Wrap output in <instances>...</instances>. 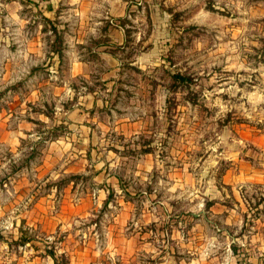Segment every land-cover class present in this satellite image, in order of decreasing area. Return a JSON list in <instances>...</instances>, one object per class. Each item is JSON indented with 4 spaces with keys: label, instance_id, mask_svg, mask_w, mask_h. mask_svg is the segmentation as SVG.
Masks as SVG:
<instances>
[{
    "label": "rangeland",
    "instance_id": "374dc122",
    "mask_svg": "<svg viewBox=\"0 0 264 264\" xmlns=\"http://www.w3.org/2000/svg\"><path fill=\"white\" fill-rule=\"evenodd\" d=\"M0 4V264H237L233 246L264 264V0ZM47 20L65 30L55 65ZM107 26L113 61L91 52Z\"/></svg>",
    "mask_w": 264,
    "mask_h": 264
},
{
    "label": "crops",
    "instance_id": "0c3cea01",
    "mask_svg": "<svg viewBox=\"0 0 264 264\" xmlns=\"http://www.w3.org/2000/svg\"><path fill=\"white\" fill-rule=\"evenodd\" d=\"M3 4H5V3H3ZM114 27L115 28H113L112 26H107V29H105V31L107 30L108 32H110L107 35L108 37H110V40H103L101 42L99 41L98 45H95V47L91 50L92 53L93 52L95 53L96 57L98 56V58H100V59H107L106 57H109L108 58L109 60H111V61L114 60L116 54L112 53L110 51V49L114 50V48H113L114 46L119 47V45H121V42H118L117 40H111V39H112V37H117L118 33H119L118 30L122 29L119 26H114ZM115 42H116V44H115ZM28 45H30V43ZM76 45H77L76 50H79V48H80L81 51L79 50V52L78 51L76 52V56H78L77 57L78 59H76V66H74L75 67L74 70L76 71V72H74V76H76V77H78V76L88 77L89 68H90L92 61L90 60V58H86V56L84 54L82 55V53H81V52H84L85 50H88V48H87L86 43L84 41H78L77 40ZM81 45H85V46H81ZM51 55L53 56L52 61L54 60V63H53L54 65L57 63H60V61L62 60V58L59 59L57 56L53 55V53H51ZM87 55H89V53ZM55 58H56V61L58 60L57 62H55ZM83 93L85 94L86 99H88L87 97L89 95L91 100L90 101L88 100L86 104L76 102V108H75L76 110H74L72 115H70L71 118H69V121H68V123L66 122V124H68L69 129L73 128V127L77 128V129L78 128L87 129L88 131L87 132L84 131V134L82 132H80V130H79L81 135L78 137V139L76 141L78 143H85V141H88L87 143H90V135H91L90 133L93 131L91 129L92 126L90 124H87L88 121L84 122L83 119L81 118V115L83 113L85 114L86 112L90 111L94 107V97L92 95H95V92L92 90L88 91V89H87V91H85ZM72 95H75V94L72 93ZM80 98H82V97H79L78 99L76 98V101L80 100ZM73 100H74V98L72 99V101ZM0 125H2L1 121H0ZM53 129L54 128H52L51 131L48 130L47 133H50V132L52 133ZM74 138H76L75 135H74ZM65 139H66L65 137H62L60 135L58 137H55L53 140H50L49 144H46L43 147L44 148L42 150L43 153H45V156H47V154H49V157L52 158V160H50L51 162L52 161L58 162L59 160H61L64 157L66 152L69 150V148L65 147V145H66ZM71 141H74V139H72ZM10 144H9V147L10 146L16 147V145L18 144L17 139L13 138L10 141ZM72 150H74V147L72 148ZM100 197H101V195H99V197H97V198L100 199ZM102 199L104 200L105 198H102ZM261 244L263 245V247L259 248V249L264 251V241H261Z\"/></svg>",
    "mask_w": 264,
    "mask_h": 264
},
{
    "label": "trees",
    "instance_id": "16d2710c",
    "mask_svg": "<svg viewBox=\"0 0 264 264\" xmlns=\"http://www.w3.org/2000/svg\"><path fill=\"white\" fill-rule=\"evenodd\" d=\"M45 11H46V13H50L51 11H52V8L50 7V6H46V9H45ZM47 22V24H52L53 26L52 27H50V32L52 33V35L54 36V42H53V44H52V53H53V55H55V56H57L59 59H61L62 57H63V53L65 52V46H64V36L62 37V35H61V33H64L65 32V30H63L64 28L62 27V30H60L59 28L60 27H58L57 25H54V23H52L51 22V20H47L46 21ZM117 49H121V47H115L114 48V50L112 51V50H110L112 53H114V52H116V50ZM173 80H174V88H176L177 86H179L180 84H183V83H186L187 81H188V78H185V77H183V76H181V75H179V74H176V75H174L173 76ZM16 88V86H12V87H10V88H6L5 89V91H4V93L6 92V91H10V90H13V89H15ZM56 129H54V131H55ZM52 133H54V132H52ZM54 137H56V134H54L53 135ZM147 153V151H142V153L141 154H146ZM149 153V152H148ZM109 196L111 197V194H109ZM108 196V197H109ZM109 199V198H108ZM108 202V201H107ZM106 202V203H107ZM28 241H29V239L28 238H26V237H22L21 239H20V241L18 242V245H20V246H23V245H25L26 243H28ZM238 249H239V247H236V246H233L232 247V253H233V256L236 258V259H238L237 261H236V263L237 264H241V259L242 258H240L241 256H240V254L238 253ZM48 253V256H50L53 260H54V263H56L55 262V255H54V253H53V251H48L47 252Z\"/></svg>",
    "mask_w": 264,
    "mask_h": 264
}]
</instances>
